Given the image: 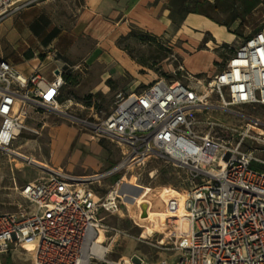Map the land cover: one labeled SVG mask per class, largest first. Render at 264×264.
<instances>
[{
	"label": "built area",
	"instance_id": "1",
	"mask_svg": "<svg viewBox=\"0 0 264 264\" xmlns=\"http://www.w3.org/2000/svg\"><path fill=\"white\" fill-rule=\"evenodd\" d=\"M42 1L0 0V19ZM187 75L186 84L160 78L140 92L119 95L113 113L91 124L121 148L122 159L112 170L75 177L38 166L44 171L20 190L27 206L0 212V264L19 249L32 255L33 264H104L108 249L96 251L107 231L101 213L118 214L124 207L138 210L131 219L144 229L140 238L154 237H144L148 219L141 218V207L149 203L152 217L154 205L145 189L135 195L120 179L104 195L97 190L106 179L144 167L152 158L186 171L183 188L171 190L163 199L165 210L154 214L168 220L162 228L175 231L171 242L166 237L158 242L171 254L156 264H264V171L255 167L260 160L242 150L245 134L202 118L210 111L264 106V26L235 49L220 72L202 79ZM53 76L48 80L40 69L26 76L0 61V161L15 156L32 163L11 147L28 129V108L53 111L64 84L61 72ZM237 136L241 140L231 142ZM113 264L147 263L134 256Z\"/></svg>",
	"mask_w": 264,
	"mask_h": 264
},
{
	"label": "rangeland",
	"instance_id": "2",
	"mask_svg": "<svg viewBox=\"0 0 264 264\" xmlns=\"http://www.w3.org/2000/svg\"><path fill=\"white\" fill-rule=\"evenodd\" d=\"M229 1L232 10L214 14V17L220 24L228 23L235 16L239 17L229 29V32L235 35L234 40L230 44H212L210 54L205 56L206 66L196 74L200 79L220 72L235 49L264 26V0L249 15L244 12L242 0ZM81 5V0H44L0 19V29H4L0 34V54L13 57L12 62L15 64L26 62L24 54L31 50H27L26 44L23 47L18 46L21 42L31 39L26 25L29 11L46 12L57 27L66 30L67 26L74 23L78 15L76 8ZM176 30L177 27L174 26L169 37L149 34L153 40L147 38L146 41L140 40V35L145 32L138 29H132L133 37L128 39H115V36H112L102 49H99L100 57L93 65L94 68L80 57L90 48V42H87V45L82 37L72 42L67 35L50 50L38 51L35 47L39 53L36 57L39 60L35 64H38V69L43 70V74L50 81L54 80L52 71L56 68V62H59L60 67L63 63L72 65L77 62L81 66L67 74L63 73L67 66L61 68L64 84L60 89L58 102L65 114L28 108V129L14 141L11 149L29 159L35 158L46 163L50 168L62 169L75 177L108 172L118 166L122 159L121 148L111 139L99 136L91 124L101 122L113 113L119 102V95H127L133 90L140 92L156 79L166 78L187 83V71L193 72L186 64L197 54V49L185 51L184 42L175 38ZM209 38L212 39L206 36V39ZM71 48L74 49L75 56L70 52ZM91 48H94V45ZM202 48L204 47L200 46L198 50ZM116 49L129 56L132 62L130 70L106 67L111 59L104 53L111 54ZM45 60L51 65L42 68L40 62ZM180 67L185 71L180 70ZM65 76L68 80H65ZM231 110L234 113L206 112L202 114V118H211L245 134L247 137L242 142V150L253 151L260 160L255 163V167L264 171V106H240L232 107ZM224 137L229 139L226 135ZM240 140L241 136H237L231 139V142L237 143ZM43 171L35 164L15 156L3 157L0 161V212L13 213L21 206L26 207L27 202L20 196L21 187L40 176ZM133 176L137 177L140 185L151 189L147 199L154 201L153 216L143 222V226L152 228L155 235L147 240L140 238L144 229L137 227L131 219L134 215L138 216V210L129 211V208L124 207L118 214L102 212L101 218L107 228L105 246L111 247L112 251L104 264H113L122 258L134 256L143 259L147 264H156L168 259L171 254L170 251L160 248L158 242L163 237L171 242L170 237L175 235V231L168 227L162 228L159 217L154 214L165 210L163 199L171 194V190L183 188L186 171L169 161L152 158L144 167L134 171L124 170L106 179L97 190L104 195L116 181H128ZM3 261L4 264H33L32 255L21 249L4 255Z\"/></svg>",
	"mask_w": 264,
	"mask_h": 264
},
{
	"label": "crops",
	"instance_id": "3",
	"mask_svg": "<svg viewBox=\"0 0 264 264\" xmlns=\"http://www.w3.org/2000/svg\"><path fill=\"white\" fill-rule=\"evenodd\" d=\"M81 1L82 5L76 8L78 15L74 23L67 26L66 30L57 27L50 15L46 12L29 11L27 14L29 19L26 25L31 39L21 42V45L19 44L18 46L23 47L24 44H26V46H28L27 50H31L24 54L26 62L15 64L12 62L13 57H9L8 55L5 57L3 53L0 54V61L5 60L14 65L16 69L24 75L30 76L39 68L38 64H35V62L39 60L36 58L39 53L36 52L34 48L36 47L38 51L54 49L55 45L68 35L72 42L74 39H79L81 37L86 40L85 43L90 42V48H88L84 54L80 55V57L84 59L86 64H90V66L94 68L93 65L100 57L99 49L109 41L110 37L115 36V39L127 37L132 33V29H138L142 32L159 37H169L175 26L177 27L175 38L184 42V50L197 49V54L186 64L187 66L190 64L192 68L197 69V72H195V74H197L202 67L206 66L205 56L210 54V49H212V44L214 42L230 44L235 37L234 34L229 32L226 26L219 24L214 14L213 17L218 23L204 15L188 13L190 10H193L198 3L209 2L215 4L216 0ZM227 2L229 3L230 1L227 0ZM3 30L4 29H0V34ZM206 36H210L212 39H206ZM93 45L94 48H91ZM200 46L204 48L198 50ZM70 52L75 56L74 49L71 48ZM104 55H108L111 59L110 62L106 61L108 65L106 67H112L113 69L122 71L130 70L132 62L129 56L123 51L116 49L112 51L111 54L104 53ZM197 60H203L204 63L199 66L197 65ZM77 63L72 65L63 63L62 67H60L58 65L59 62H56V68L52 71V74L54 71H56V73L63 72L61 68L64 66H67V69L63 73L67 74L68 72H74L81 66V64ZM40 64L42 68L48 64L51 65V63L46 60L40 62ZM112 64H115V66ZM40 71L42 75L45 76L43 70ZM45 77L47 78V76ZM96 80L97 78L95 81Z\"/></svg>",
	"mask_w": 264,
	"mask_h": 264
},
{
	"label": "trees",
	"instance_id": "4",
	"mask_svg": "<svg viewBox=\"0 0 264 264\" xmlns=\"http://www.w3.org/2000/svg\"><path fill=\"white\" fill-rule=\"evenodd\" d=\"M262 0H242L244 12L249 15L251 14L256 8L259 7V5L262 3ZM232 10V6L229 5L227 0H216L215 4H211L209 2L204 3H198L196 7L193 10H190L188 13H194V14H200L208 17L209 19L217 22L213 14H219V13H228ZM239 20V17L235 16L232 18L228 23L221 24L223 26H226L228 29L231 28L232 24ZM218 23V22H217ZM220 24V23H219ZM243 24V22H241ZM261 28L257 29L255 33H257ZM140 40L146 41L147 38H150L153 40V37H151L148 33H144L140 35ZM130 37H133V34L124 37V39H128ZM127 51V49H125ZM29 56V55H28ZM65 80H68V77L65 76ZM114 168V167H113Z\"/></svg>",
	"mask_w": 264,
	"mask_h": 264
},
{
	"label": "bare ground",
	"instance_id": "5",
	"mask_svg": "<svg viewBox=\"0 0 264 264\" xmlns=\"http://www.w3.org/2000/svg\"><path fill=\"white\" fill-rule=\"evenodd\" d=\"M201 62V63H200ZM204 63V61L202 60H197V65H202ZM188 69L191 71V72H197V69H194V68H192V66L189 64L188 65ZM54 106L52 107V109H53V111H56V112H59V113H63V114H65L64 112H63V108H62V106L60 105V103L59 102H55L54 104H53ZM73 118V117H72ZM74 119H76V118H74ZM76 120H78V119H76ZM31 160H32V163H34L35 165H37V166H39V167H49L46 163H43V162H41V161H39V160H37V159H35V158H30ZM126 181V180H125ZM126 183H127V185H129V186H131V187H133L132 189H133V191H134V194L135 195H139L140 193H141V191H142V189H145L148 193L151 191V189L150 188H148V187H145V186H142V185H140L139 183H138V179H137V177H135V176H133V177H131L128 181H126ZM159 221H160V224H161V226H163V227H166L167 225H168V220L165 218V216H161L160 218H159ZM154 233H155V231L152 229V228H150V227H146V230H145V232H144V237H147L149 234H153L154 235ZM106 241H107V238H106V235L104 234V232H102V235H101V237H100V239H99V242H98V244L100 245V246H98L97 247V252L98 253H103V252H105V249H108V253L110 254L112 251L109 249V248H107L106 246H105V243H106ZM115 242H117V241H115ZM111 248V247H110ZM127 259V258H126Z\"/></svg>",
	"mask_w": 264,
	"mask_h": 264
},
{
	"label": "water",
	"instance_id": "6",
	"mask_svg": "<svg viewBox=\"0 0 264 264\" xmlns=\"http://www.w3.org/2000/svg\"><path fill=\"white\" fill-rule=\"evenodd\" d=\"M57 74H59V72H57ZM141 209H142L141 218L143 220L149 219V216H150L149 215V212H148V210H149V203H143Z\"/></svg>",
	"mask_w": 264,
	"mask_h": 264
}]
</instances>
